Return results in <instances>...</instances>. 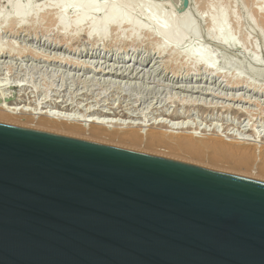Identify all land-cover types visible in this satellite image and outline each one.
<instances>
[{
  "label": "water",
  "instance_id": "1",
  "mask_svg": "<svg viewBox=\"0 0 264 264\" xmlns=\"http://www.w3.org/2000/svg\"><path fill=\"white\" fill-rule=\"evenodd\" d=\"M0 264H264V180L0 122Z\"/></svg>",
  "mask_w": 264,
  "mask_h": 264
},
{
  "label": "bare ground",
  "instance_id": "2",
  "mask_svg": "<svg viewBox=\"0 0 264 264\" xmlns=\"http://www.w3.org/2000/svg\"><path fill=\"white\" fill-rule=\"evenodd\" d=\"M43 1L44 3L40 7L35 8L33 10L34 12L32 13L33 14L32 23H34L33 27L31 26L27 27L25 26V23H26V19H28L30 14L26 11V9L27 6L30 5L31 3L30 0H25L22 4H17L16 1L14 0H9V2L12 4V12L10 16L3 15V25H1V27H4L5 30L10 29L12 31H17V32H19L21 29L30 30V29H34L37 20L38 21H40V19L44 20L46 18H49L50 16L51 19L53 18L56 21V24H54V26L57 25V27H59L60 29L59 34L61 35L59 37L61 38V40L60 41L57 40L54 43L45 42V43H36V44L42 46L43 48H47L53 51L55 50L62 51L63 49H65L64 52L69 51L71 53L75 51V53L79 52L81 56L88 57L89 54H87V52L79 49L80 43L77 41L78 40L77 36L81 32V28L83 26L82 24L87 20H89L90 17L95 15L101 9L102 6H97L95 2L96 0H43ZM51 1H53L54 3H52ZM117 1L119 0H110L104 16H102L99 20L91 19L92 21L91 26L89 27V30L86 33H87V39L89 40V43L92 44L93 48L97 46V44L99 43H100L99 46L103 45L106 48L112 46L114 44L113 40H112L113 42L110 41L113 44H108L109 41L108 43H106L105 41L108 38L107 30L109 28L110 29L112 28L118 32L120 27L126 24L131 30L129 38L131 37L130 39H132L133 36L135 37V38L133 37V42H134L133 46H135V42L139 40V38L135 36V31H142L145 32L147 36H149V38L151 36H155L154 39L157 41L158 44V47L157 46L155 47L158 48L157 51H159L161 55L166 51H169V53L170 51L178 52V48L185 41L186 36L184 37L183 33L181 34L178 31L179 23L176 18L163 17L162 15L156 17L153 12L148 15L147 24L142 25L131 16V13L135 11L137 12V7L134 5V2H128L127 4H123V6L121 7H117L115 5ZM51 5L52 7H55V11L57 12L53 14L50 13L51 11H49L48 7ZM72 8H79L80 14L75 18V20L72 23H67L65 20L66 19L65 15ZM155 10H159V7L156 6ZM53 19L51 20V24L55 22V21L53 22ZM186 22H189V20ZM70 27H74V30L76 31V34L74 36L72 35L73 33L69 34L68 32L70 31L69 30ZM17 28H20L18 29L19 31L17 30ZM17 32L14 33L17 34ZM208 37L225 48L238 47V43L236 42L235 39L231 37L227 27L225 26L224 16L222 15L218 17H214L211 20V30L208 34ZM93 40L95 41L97 40V41L92 42ZM116 43L117 41H115V45H117ZM121 47L122 46H119V48ZM26 49H27L26 47L23 48L22 44L18 42H12L11 40L5 44L2 42V44L0 43V59L13 58L14 56L24 57L27 51ZM29 51L34 58L41 56V54H39L35 57L37 51L31 49H29ZM191 55L195 57L194 66H202L206 71L208 70L213 72V73H207L209 77L211 76V78L217 77L218 79L222 78L223 80H225L226 85L223 87L222 84H218V87L219 88L223 87V89L225 88L226 90L235 92L234 94L230 95V100H228V101H233L234 102L233 104H226V103L219 104L218 102H213V101L204 102L201 99H197V98L194 99L193 96H185V95L183 96V98H181L182 93L213 96L217 92V90L214 91L213 89H210L208 85H207L208 88L202 86V84L213 83L212 79L211 81L204 80L203 78L199 79L197 77L198 74H193V73H190L189 77H186L185 80L181 79L179 82V78L178 79L175 78L177 73L172 72L173 76H175L172 77L173 81L177 79L176 84H178V86H176V89L180 90L181 93H175L174 97L172 96V98H169L168 101H166V103L168 102L170 105V107L167 110L162 108L163 110L160 111L157 110L158 109L157 107L156 109L153 108L154 110L151 111L149 107L148 109L151 111L150 113L144 111L138 113L137 112L138 109H135V106L132 105L131 107L130 106L131 104L123 106L120 100H119L120 103L117 100L119 104L112 102L111 104L110 102H108L109 104L106 105L107 103L106 102L104 103V105L101 106H99L100 104L99 103L98 108L97 107L93 108L91 107V105L90 107L88 105H85L84 106L85 109H84L82 108L83 106L82 102L79 103L78 99H77L78 101H75L74 96H73L74 99L70 98L68 101H65V99L64 100L60 99L61 97L65 98V95L61 96L62 92L65 93V91H68L67 89L63 90L64 87L63 84L61 85V87L57 86L58 87V88L56 87L57 89L54 88L55 84L51 85V88L46 89L47 91H43L45 95L44 96L42 95V98L38 97L37 100L33 101L32 100L33 98L31 99L30 96L31 93L30 94L26 93V91L31 87L28 86V84L25 81L18 80L17 83H15L16 85L13 86L14 84L12 83L8 84L9 82L7 83L6 81L0 79V99L2 101V103L0 102V122L20 125L24 127L49 131L53 133L77 137L99 143L119 146V147L137 150L158 156L176 158L183 161L186 160L193 163H197L199 165L207 166L208 168L218 169L229 173H234L251 178L264 180V146L262 145L261 147H258V145H256L257 142L255 144H249L248 142L249 140L247 141L246 139V137L252 136L254 139L255 138L261 139L264 142V129H262V131L255 132L250 126L251 129L247 130V132L245 133L241 132V135L235 133L229 134L227 133V131L232 132L235 130L236 127L235 125L232 124L234 128H232L229 125L224 129V131L226 130L227 133L226 137H223L221 135L219 136L217 134L208 135V132H210V130L205 129L208 127H212L213 125H214L213 128L214 130L218 128V126L215 123H213L215 119L214 117H212L216 111H222L223 112L222 115L226 113L227 114L226 116L230 114H234L235 118H237L240 122L242 121L243 118H244L243 122H245V120L247 119L250 120L249 117L251 116L248 117V114L250 113V109L247 107L245 108L243 106H239V104L235 105V103L245 102L251 105L252 98H249L248 96L245 95L240 96L237 94V92H240L241 90L245 92H250L255 96L257 95L259 96V94H262V97L264 96L263 83L261 85L260 83H257L254 80L256 79L255 77L264 78V73H263L264 71L262 69L256 68V66L259 65L261 59H259L258 56H255L254 58L252 57L254 62L253 66H255V68L246 67V65L243 64L239 66L238 71H235L234 73L231 72L229 74L227 73L228 71H225L224 73H215L218 70H220L217 68L218 67L217 61L213 56H210V54L205 50L199 48L197 50L187 52L186 57H189ZM90 58H92V56H90ZM89 68L90 67L87 66V69ZM95 71L99 73L96 72L83 73L82 75L86 76L85 77L86 79H90L89 77H87L89 75L90 76L92 75L91 77L93 78L92 80H87V81L83 80V82L86 81L85 83H88L90 81L92 83L97 80V83L100 84V87L103 84L105 86L108 84L115 86L114 88L118 89L119 91H126L127 86H122L123 82H120V80L121 81L126 80L127 82L126 81L125 82L127 84H130V87L128 86V88L130 89L137 91L139 90L141 92L143 91V89L145 91V89L149 88V87L147 88V86L145 85L148 84L146 83L148 79L147 76H149L150 74L149 75L146 74L142 76L140 73H119L111 70H109V73H105V70H97L96 68ZM153 74H155L156 77L160 75L156 73ZM244 74H249L251 76V79L246 78ZM67 75L69 77L70 74ZM76 75H74L72 79H74ZM193 75L194 76L196 75L195 78ZM61 76H64L62 77L63 78L62 81L64 82L66 74L62 73ZM155 76L154 77L152 76V78H155ZM82 77H79L78 75V80H81ZM96 77H99V79H97ZM172 78H170V80ZM69 79H71V77H69ZM133 81H135V83H133ZM137 81L143 82L144 85H140V84L138 85L136 83ZM181 83L186 84V86L184 85L179 86V84ZM132 84L135 85L132 86ZM216 85L217 82L214 81V86ZM112 86L110 88H112ZM68 88L70 89V87ZM77 89L78 88H76L75 90ZM210 90L214 94H210L209 93ZM10 91L11 93L8 94V92ZM13 91L16 94L13 93ZM49 91H51L52 93L54 92L55 95H57L56 96L57 99L55 100L52 99L51 98L52 94H49ZM79 91L80 89L78 90V92ZM153 91L156 90L153 89ZM118 93H123V92H118ZM225 96L228 98L229 94H225ZM92 99L94 98L92 97ZM248 99L250 100V102H247ZM207 100L208 99H206V101ZM160 102L162 101L160 100ZM172 107H174V110H171ZM256 107L262 110L260 116H264V108L262 107L261 101L258 102ZM197 108H200L202 110L204 109L208 113L206 115L205 112L204 115H201L200 122H196L195 121L196 119L194 120V116L196 115V113L193 114V112L191 111L192 109L196 110ZM145 110L147 109L145 108ZM155 110L156 112H154ZM158 111L160 112L158 113ZM197 118H199V116ZM222 118H221L222 121H224L225 117ZM217 123H219L218 120ZM214 130L212 132H215ZM240 130H241V126L238 127L237 131ZM249 132L250 135H247V133ZM245 141H247L248 143H245Z\"/></svg>",
  "mask_w": 264,
  "mask_h": 264
},
{
  "label": "rangeland",
  "instance_id": "3",
  "mask_svg": "<svg viewBox=\"0 0 264 264\" xmlns=\"http://www.w3.org/2000/svg\"><path fill=\"white\" fill-rule=\"evenodd\" d=\"M14 1H16L17 4H22L25 0H14ZM30 2H31L30 5H28L26 9V11L30 14L28 19H26V23H25V26L27 27H30V26L33 27L34 25V23H32V15H33L32 13H34L33 10L35 8L40 7L44 3L43 0H30ZM51 2L54 3L53 1ZM95 2L97 6H102L101 9L95 15L90 17L89 20L84 22L82 24L83 26L81 25L82 26L81 32L77 36L78 37L77 41L80 43L79 49L89 54L88 57H85V56H81L79 52L77 53H75V51L71 53L69 51L64 52L65 49H63L62 51L61 50L53 51L47 48H43L42 46H39L38 44H36V43H45V42L54 43L57 40L58 41L61 40V38L59 37L61 35L59 34L60 29L59 27H57V25L54 26V24H56V21L53 18H52L53 22L54 21L55 22L51 24L52 19L50 18V16L49 18L44 19L45 21L43 19H40V21L37 20L36 23L38 24L39 22V24L37 27V24L35 23L34 29H30V30L21 29L19 31L18 29L20 28H17L19 32L12 31L10 29L5 30L4 27H1V25H3V15L5 16L11 15L12 4L9 2V0H0V43L2 44L3 42L5 44L11 40L12 42L21 43L23 48L24 47L27 48L26 49L27 51L24 57L14 56L13 58L0 59V79L3 81H6L7 83L9 82L8 84H11V83L14 84L13 86L16 85L15 83H17L18 80L25 81L28 84V86L31 87L26 91V93L27 94L31 93L30 96H31V99L33 98L32 99L33 101L37 100L38 97L42 98V95L43 96L45 95L43 91H47L46 89L51 88V85L55 84L54 88H56L57 86L61 87V85L63 84L64 86L63 90L67 89L68 91H65V93L62 92V94L60 93L61 96L65 95V98L61 97L60 99L62 100L65 99V101H68L70 98L71 99L75 98V101L79 100L78 101L79 103L82 102V105H83L82 108L84 109H85L84 107L85 105H88L89 107L91 105V107L93 108H96V107L98 108L99 106L104 105V103L106 102H107L106 103L107 105L109 104L108 102L119 104L121 101L123 106L130 105V104H131L130 105L131 107L132 105L135 106V109H138L137 111L138 113L142 111L150 113L152 110L156 109L157 107H158L157 110H160V111H162L163 109L167 110L170 107V105L168 102L166 103V101H168L169 98H172V96L174 97L175 93H181L180 90L176 89V86H178V84H176L177 82L176 80L178 78H179V82L181 79L185 80L186 77L190 76L189 75L190 73L198 74L197 77L199 79L203 78L204 80H208V81H211L212 79L213 83L202 84V86L206 88H208L209 86L210 89H213L214 91L217 90V92L214 94L210 90L209 93L214 94L213 96L182 93L181 98H183V96L185 95V96H193L194 99L196 98L201 99L204 102L213 101V102H218L219 104L220 103H226V104L234 103L233 101H228V100H230V95L234 94L235 92H231L229 90H226L225 88L223 89V87L226 85L225 80H223L222 78L218 79L217 77L211 78V76L209 77L207 73H213V72L208 71V70L206 71L202 66H194L195 57L193 55L189 56L190 58L186 57L187 52L194 51L199 48L208 52L210 56H213L215 58V60L217 61V66H218L217 68L220 69L215 73H224L225 71H228L227 73L229 74L231 72L234 73L235 71H238L239 66L243 64L246 65V67L255 68V66H253L254 62L252 59V57L254 58L255 56H258L259 59H261L259 65H257L256 68L262 69L264 71V0H119L117 1L115 4L117 7H121L123 6V4H127L128 2H134V5L137 7V12L135 11L131 13V16L142 25L147 24L148 15L153 12L156 17L162 15L163 17H174L177 19L179 23L178 31L181 34L183 33L184 37L186 36L185 41L179 46L178 48L179 53L173 52V51H170L169 53V51H166L162 55L159 51H157L158 44H157V41L154 39L155 36H151L149 38V36H147V34L142 31H135V36L138 37L139 40H137L138 42L136 41L135 46H133L134 36L132 37V39H130L131 37L129 38L131 30L126 24L120 27L118 31L119 34L117 31H115L112 28L111 29L109 28L107 30L108 38L105 41L106 43H108L109 41L108 44L114 43L112 46H109L108 48H106L103 45H102L103 47L101 45L99 46L100 44L99 43L97 44V46L93 48L92 44L89 43V40L87 39L86 32H88L89 27L91 26V22H92L91 19L99 20L102 16H104L110 0H96ZM156 6L159 7V10H155ZM48 9L49 11H51L50 13L52 14L57 12L55 11V7H52V5L49 6ZM79 10H80L79 8L70 9L65 15L66 22L72 23L75 20V18L80 14ZM221 15L224 16L225 26L227 27L231 37L235 39L236 42L238 43L237 48H225L208 37V34L211 30V20L214 17H218ZM188 20L189 22H186ZM69 30H70L68 31L69 34L73 33L72 34L73 36L76 34L74 27H70ZM14 32L15 33L17 32V34H15ZM94 41L95 40H93L92 42ZM110 41L113 43H111ZM115 41H117L116 43L117 45H115ZM119 46H122L121 47L122 49L119 48ZM28 48L31 50L37 51L35 54V57L39 54H41V56L34 58L33 55L30 54V51ZM90 56H92V58H90ZM249 61L252 63H250ZM87 66H89L90 68L87 69ZM95 68L97 70H105V73H109V70H111V71H114V72L116 71L119 73H140L142 76L146 74L147 75L150 74L149 76H147L148 79L146 83L148 84L145 85L147 86V88L148 87L149 88L145 89L146 92L144 91V89L141 92L139 90L137 91V90L130 89L128 88V86L130 87V84H127L126 80H125L126 82L120 80V82H123L122 86H127L126 91H119L118 89L114 88L115 86L108 85V84L106 86L103 84L100 87V84L97 83V80L92 83L90 81L88 83H85L87 80H92L93 78L91 77L92 75L91 76L89 75L87 77H89L90 79H86L85 78L86 76H83L82 74L83 73H95L96 72ZM172 72L177 73L176 77L173 76ZM62 73L66 74L65 76L66 80L64 79V82L62 81L63 79L62 77H64V76H61ZM96 73H99V72H96ZM153 73L160 74V75L156 77L155 74ZM67 74H70L69 77H71V79H69ZM74 75H76V77L74 78L75 80L72 79ZM78 75L79 77L83 76L81 80H78ZM152 76L153 77L155 76V78H152ZM244 76H246V78L251 79V76L249 74H244ZM172 77H175L177 79L173 81ZM96 78L99 79V77H96ZM170 78L172 79L170 80ZM255 78H256L254 79L255 82L260 83L261 85L263 83V86H264V78L262 77L260 78L255 77ZM83 80H86V81L83 82ZM214 81L217 82L216 86H214ZM93 83L96 86H94ZM133 83H135V81H133ZM136 83L138 85L139 84L144 85V83L141 81L140 82L137 81ZM218 84H222L223 87L219 88ZM133 85L135 84H132V86ZM182 85L186 86V84L184 83L179 84V86H182ZM111 86L112 88H110ZM68 87H70V89ZM76 88L78 89L75 90ZM127 88H128V91H127ZM79 89L82 93L80 91L78 92ZM153 89L156 91H153ZM118 92H123V93H118ZM10 93L11 91L8 92V94ZM13 93L15 92L13 91ZM219 93H222V94H219ZM49 94H52V97H51L52 99L54 100L57 99L56 97L57 95H55L54 92L52 93L51 91H49ZM79 94H82V95H79ZM225 94H229V97L227 98ZM237 94L240 96L245 95V96H248L249 98H252L251 105L245 102L235 103V105L239 104V106H243L245 108L247 107L250 109V113L248 114V117L251 116L249 117L251 121L247 119L245 120V122H243L244 121V118H243L242 121L240 122L237 118H235L234 114H230L226 116L227 115L226 113L222 115L223 114L222 111H216L212 117H214L215 119L213 123H215L218 126V128L214 130L213 129L214 125L212 127L205 128L206 130H210V132L207 131L208 135L217 134L219 136L221 135L223 137H226L227 133L229 134L235 133V134L241 135V132L245 133L247 132V130L251 129V127L255 132L262 131V129H264V116H260V113L262 112V110L256 107L258 102L261 101L262 107L264 108V96L262 97V94H259V96L258 95L255 96L250 92H245L242 90L240 92H237ZM129 96L131 97V99ZM92 97L94 99H92ZM100 99L102 100V102ZM206 99L208 100L206 101ZM117 100L118 101L120 100L119 103ZM160 100L162 102H160ZM135 101H138V102L140 101V102L138 103ZM0 102L2 103L1 99H0ZM247 102H250V100L248 99ZM150 103L152 104V106ZM166 105H167V108H166ZM149 107L151 111L148 109ZM145 108L147 110H145ZM171 110H174V107H172ZM203 110L200 108H197L196 110H193V109L191 110L193 114L196 113V115L194 116V120L196 119L195 120L196 122H200L201 115H204V113L206 112L205 110L204 111ZM160 111H158V113ZM154 112H156V110ZM207 114L208 113L206 112V115ZM198 116L199 118H197ZM222 117H225L224 118L225 122L222 121L223 119ZM217 120L219 123H217ZM232 124L236 126L235 127L236 132L234 130L232 132L227 131L226 133V130L224 131V129L229 125L232 128H234ZM219 126H220V129H219ZM237 126L238 127L241 126L240 131H237L238 129ZM213 130L215 132H212ZM247 135H250V132L247 133ZM246 139L247 141L249 140L248 141L249 144H255L257 142L256 145H258V147H261L262 145L264 146L263 144L264 142L261 139H257V138L254 139L252 136L246 137ZM247 141H245V143H248ZM173 159H176V158H173ZM177 160H180V159H177ZM187 162H190V161H187ZM190 163H193V162H190ZM194 164H197V163H194ZM201 166H204V165H201ZM204 167H207V166H204Z\"/></svg>",
  "mask_w": 264,
  "mask_h": 264
}]
</instances>
